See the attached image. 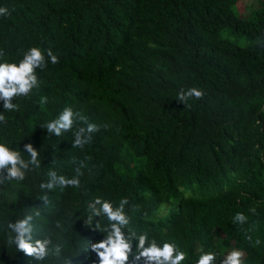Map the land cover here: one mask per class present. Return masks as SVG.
<instances>
[{"label":"trees","instance_id":"16d2710c","mask_svg":"<svg viewBox=\"0 0 264 264\" xmlns=\"http://www.w3.org/2000/svg\"><path fill=\"white\" fill-rule=\"evenodd\" d=\"M3 6L11 15L0 16V61L18 63L35 46L47 66L36 69L38 87L14 98L18 110L0 100L7 121L0 142L26 160L31 142L40 160L23 181L0 184V264H37L7 243L6 227L35 211L36 238L50 235L72 264H93L90 245L106 235L95 226L108 224L105 216L88 223L97 196L114 207L127 198L128 228L174 240L187 254L182 264L232 247L244 250L246 264H264V0H0ZM190 87L204 97L178 102ZM65 107L99 126L82 148L73 142L83 121L59 136L47 131ZM81 161L80 187H40L50 170L72 178ZM236 212L248 217L244 225L233 222Z\"/></svg>","mask_w":264,"mask_h":264},{"label":"clouds","instance_id":"9594fccd","mask_svg":"<svg viewBox=\"0 0 264 264\" xmlns=\"http://www.w3.org/2000/svg\"><path fill=\"white\" fill-rule=\"evenodd\" d=\"M11 12L6 6L0 7V16H9ZM47 57L52 64H57L59 58L49 48L46 50ZM4 53L0 51V57ZM47 61L44 51L39 47H30L23 54L19 62L0 61V100L3 101V109L6 111L18 110L19 105L13 103L14 98L28 96L32 90L39 86L37 68H45ZM205 93L198 87H190L187 90L181 88L177 94L178 102L187 104L191 98L200 100ZM46 98L42 99V103ZM83 121L86 127H79L75 131L73 147H83L88 144L91 134L99 130V126L88 122L87 118L74 112L71 107H65L59 116L47 123V131L56 136L62 132L72 129L74 122ZM0 123H7L5 115L0 113ZM107 127V125H105ZM30 159H25L20 150L9 147L6 143L0 142V184L10 181H23L30 166L40 167L39 153L31 142L26 143L23 148ZM83 161L74 169V176L66 178L57 175L56 171L48 172L49 180L42 183L41 188L53 189L60 187H80L79 177L83 175ZM45 205L48 203L47 197H43ZM129 203L127 198H121L117 206H113L110 200L102 197H95L90 203L92 216L88 223L91 224L92 217L105 216L108 224L101 228L99 223L96 229L106 233L103 239L91 243V251L96 254V261L93 264H182L186 260L187 254L174 240H157L150 237L147 231L138 232L128 228L131 218L125 211V206ZM255 212V208L250 209ZM40 212H26L23 218H18L14 222H7L9 236L7 243L14 245L17 251L24 253L25 256L33 258L37 264H44L49 257H55L58 264H72V258L62 255V244L54 243L50 235L36 238L34 236L33 220L39 217ZM233 222L244 225L248 217L243 212H236ZM55 227H60L59 221ZM251 239V237H248ZM259 243V240L256 241ZM192 264H246L244 250L232 247L218 258L213 251H201L199 257Z\"/></svg>","mask_w":264,"mask_h":264},{"label":"rangeland","instance_id":"374dc122","mask_svg":"<svg viewBox=\"0 0 264 264\" xmlns=\"http://www.w3.org/2000/svg\"><path fill=\"white\" fill-rule=\"evenodd\" d=\"M251 2L254 3L255 0H242V3L247 4V5H249ZM228 37L231 38V39H233V36L232 35H229ZM165 212H166V208H165V206L163 204V207H160L159 208V210L157 212V215H164Z\"/></svg>","mask_w":264,"mask_h":264}]
</instances>
